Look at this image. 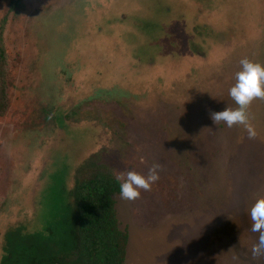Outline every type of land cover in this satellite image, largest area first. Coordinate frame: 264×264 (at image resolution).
Wrapping results in <instances>:
<instances>
[{"label":"rangeland","instance_id":"rangeland-1","mask_svg":"<svg viewBox=\"0 0 264 264\" xmlns=\"http://www.w3.org/2000/svg\"><path fill=\"white\" fill-rule=\"evenodd\" d=\"M0 30V258L9 229L55 221L98 153L121 182L160 165L150 191L116 196L126 264H264V100L255 138L211 119L236 107L239 61L264 64V0H0Z\"/></svg>","mask_w":264,"mask_h":264},{"label":"trees","instance_id":"trees-1","mask_svg":"<svg viewBox=\"0 0 264 264\" xmlns=\"http://www.w3.org/2000/svg\"><path fill=\"white\" fill-rule=\"evenodd\" d=\"M5 74L0 30V114L7 107ZM117 177L112 164L90 155L75 169L55 221L30 234L19 228L6 232L0 264H126L129 235L118 217Z\"/></svg>","mask_w":264,"mask_h":264},{"label":"clouds","instance_id":"clouds-1","mask_svg":"<svg viewBox=\"0 0 264 264\" xmlns=\"http://www.w3.org/2000/svg\"><path fill=\"white\" fill-rule=\"evenodd\" d=\"M240 69L235 73L234 84L229 89V96L235 108L211 114L215 124L224 122L227 127L243 126L249 138H255L257 132L250 123L249 106L254 100H264V64L243 58L239 61ZM159 164L149 169L148 175L129 171L122 183H119L120 196L124 200L134 201L140 198L141 190L150 191L152 185L159 180ZM121 177H117L119 181ZM252 221L251 231L258 233L257 242L252 246L253 257L264 256V198L256 199L250 209Z\"/></svg>","mask_w":264,"mask_h":264}]
</instances>
